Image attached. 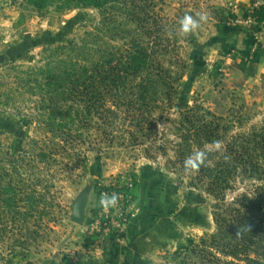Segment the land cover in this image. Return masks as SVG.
Here are the masks:
<instances>
[{
	"label": "rangeland",
	"instance_id": "1",
	"mask_svg": "<svg viewBox=\"0 0 264 264\" xmlns=\"http://www.w3.org/2000/svg\"><path fill=\"white\" fill-rule=\"evenodd\" d=\"M142 2L162 17L159 33L164 43L177 42L183 65L171 66L180 75L172 100L160 93L151 103L156 131L150 136L137 133L118 109L87 115L88 104L72 91L96 64L115 61L134 39H146L126 6L58 10L0 0V264L82 259L90 242L104 239L71 218L84 191V222L105 188L126 192L128 223L133 217L148 226L144 264H183L185 247L216 231L214 200L185 160L203 153L212 163L227 142L264 128V72L236 65L225 52L210 1ZM198 12L206 21L183 33L180 19ZM208 122L219 127L214 143L196 131Z\"/></svg>",
	"mask_w": 264,
	"mask_h": 264
},
{
	"label": "trees",
	"instance_id": "2",
	"mask_svg": "<svg viewBox=\"0 0 264 264\" xmlns=\"http://www.w3.org/2000/svg\"><path fill=\"white\" fill-rule=\"evenodd\" d=\"M27 2L40 9L54 6L58 10L126 6L128 16L137 23L146 39H134L132 49L120 53L115 61L96 64L88 76L82 73L81 76L87 77L74 81L72 91L88 104L87 115L97 112L104 116L118 109L137 133L150 136L149 132H155L151 103L160 93L167 101L172 100L180 75L171 66L175 64L180 69L183 66L177 42L168 39L169 43H164L159 33L165 30L159 23L162 17L139 5L142 0ZM129 3L133 5L128 7ZM153 47H158L159 51ZM108 102L115 106L106 110L104 106ZM218 128L213 122L200 123L196 131L204 133L208 143H214L220 136ZM150 143L157 146L154 139ZM212 153L206 151L207 159ZM217 154L216 161L204 160L197 165L200 182L214 200L212 214L216 231L186 246L183 264H264V128L240 135L231 144L227 142ZM229 192H234L231 198Z\"/></svg>",
	"mask_w": 264,
	"mask_h": 264
},
{
	"label": "crops",
	"instance_id": "3",
	"mask_svg": "<svg viewBox=\"0 0 264 264\" xmlns=\"http://www.w3.org/2000/svg\"><path fill=\"white\" fill-rule=\"evenodd\" d=\"M207 1V0H206ZM218 9L214 21L223 40L225 52L235 57L234 63L244 69H254L255 73L264 72V0H208ZM258 1V8L250 23L237 24L236 20L247 16L249 8ZM135 208L131 206L130 209ZM135 216V215H133ZM84 222V228L91 221ZM145 222L130 219L123 237L119 240L98 238L83 251L82 264H144L141 257L145 251V240L149 232L142 226ZM100 237V236H99ZM103 240V241H102ZM57 259L54 264H59ZM53 264V263H51Z\"/></svg>",
	"mask_w": 264,
	"mask_h": 264
},
{
	"label": "built area",
	"instance_id": "4",
	"mask_svg": "<svg viewBox=\"0 0 264 264\" xmlns=\"http://www.w3.org/2000/svg\"><path fill=\"white\" fill-rule=\"evenodd\" d=\"M257 8L258 1L249 8L247 16L236 20V23H250L251 17ZM132 185V182L127 183L128 188L132 187ZM112 194L117 195L118 203L115 207L105 211L100 201L105 195L111 196ZM127 198L128 195L126 192L119 187H116L114 190L105 188L100 194L98 207L95 209L91 221L86 227L87 235L101 236L112 240L121 239L128 224L127 210H129V205L127 203ZM80 260L77 254H73V264H79Z\"/></svg>",
	"mask_w": 264,
	"mask_h": 264
},
{
	"label": "clouds",
	"instance_id": "5",
	"mask_svg": "<svg viewBox=\"0 0 264 264\" xmlns=\"http://www.w3.org/2000/svg\"><path fill=\"white\" fill-rule=\"evenodd\" d=\"M206 19V13L202 12H198L195 15L185 14L179 21L180 30L185 34L194 33L200 27L201 23L206 21ZM203 157V153L194 154V156L185 160V167L196 168L197 162L203 163ZM117 203L118 197L116 194H112L111 196L105 195L100 201V204L103 206L105 211L115 207Z\"/></svg>",
	"mask_w": 264,
	"mask_h": 264
},
{
	"label": "water",
	"instance_id": "6",
	"mask_svg": "<svg viewBox=\"0 0 264 264\" xmlns=\"http://www.w3.org/2000/svg\"><path fill=\"white\" fill-rule=\"evenodd\" d=\"M89 197V192L84 191L80 194L77 200L74 202L72 206V220L76 223L82 224L84 223L85 211H86V203Z\"/></svg>",
	"mask_w": 264,
	"mask_h": 264
}]
</instances>
